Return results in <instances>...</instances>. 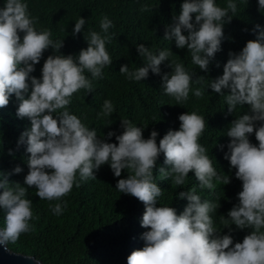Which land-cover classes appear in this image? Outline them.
<instances>
[{"label":"clouds","instance_id":"obj_1","mask_svg":"<svg viewBox=\"0 0 264 264\" xmlns=\"http://www.w3.org/2000/svg\"><path fill=\"white\" fill-rule=\"evenodd\" d=\"M258 5L264 12V0H258ZM237 11L234 0H228L226 7L218 6L216 0H184L180 14L166 27L164 39H174L177 48H187L192 63L208 72L222 50L224 25L231 23ZM37 23L38 17L31 16L24 0H6L0 8V108L6 107L15 95L20 101L17 116L31 122L19 140L20 144H27L30 154L29 171L24 178L27 187L10 183L8 176L0 173V208L6 212V226L0 228V246L7 251L10 243L35 230L31 223L35 218L33 202L26 198L29 188L36 189L40 200L55 201L49 206L52 214L60 216L67 207L64 198L74 186L79 188L83 182L96 180V173L107 164L115 177L127 170V178L119 179L116 189L145 206L141 227L148 230H136L144 247L133 251L127 264H264V27L256 25L253 31L257 38L249 40L238 54L230 52L223 75L207 85L224 97L229 113L250 106L247 114L232 121L226 134L230 142L224 159L242 182L238 203L228 212L225 205L207 194H197L195 187L183 191L190 172H194L200 189L214 192L218 184L231 183L229 175L214 167L201 139L208 124L197 112L180 114L179 130H169L157 143V131H151L145 139L146 127L136 126L128 119L121 120V134L109 131L106 138L98 137L95 129L69 111L74 94L80 90L92 93V79H102L103 70L113 63L106 44L114 38V34H109L114 24L107 16L100 21L104 35L90 31L86 36L88 47L78 57L49 55L41 78L31 75L35 65L49 48L60 53L64 41L53 40L50 30L38 31ZM85 24L86 20L80 17L73 35L81 33ZM137 51L146 59V65L135 71L121 66L120 73L127 79L143 81L150 70L160 75L162 63L170 61L168 67L173 71L162 76L164 94L173 97L178 105L188 101L190 92L203 98L204 87L193 89L192 84L203 85L205 77L194 79L195 72L170 60L171 50L156 54L139 44ZM225 89L229 94L225 95ZM114 112L112 101L105 100L99 116L111 117ZM111 124L110 121L107 125ZM253 133L258 144L250 141ZM112 137L118 143L108 142ZM219 147L223 150L224 145ZM161 154L167 167H159V176L171 181L168 186L175 190L178 201L187 200L181 210L177 204L157 206L164 192L154 176ZM20 172L22 168L17 166L14 173ZM218 217L222 228L216 225ZM235 229L251 231L242 242L234 243L238 239L231 234Z\"/></svg>","mask_w":264,"mask_h":264},{"label":"trees","instance_id":"obj_2","mask_svg":"<svg viewBox=\"0 0 264 264\" xmlns=\"http://www.w3.org/2000/svg\"><path fill=\"white\" fill-rule=\"evenodd\" d=\"M29 6L32 17H38V31L50 30L53 40H63L64 47L60 53L49 48L45 51L40 63L35 65L32 76L41 78L44 61L49 55L63 54L78 57L82 49L88 47L86 36L90 31L104 35L100 21L107 16L114 24L109 34L114 38L106 44L113 61L112 65L103 70L102 79H92L90 73H85L92 79L94 91L88 93L80 90L74 94L69 111L76 115L90 129L97 131L98 137L106 138L109 131L121 134V120L128 119L139 127L144 128V138L150 137L151 131L159 133L157 143L169 130H179L180 114L197 112L208 124L202 136L214 167L219 172L229 175L231 183L217 185L215 191L200 189L194 172L183 186V191L192 187L197 194L203 193L214 201L225 205L227 211L238 203L237 194L242 190V182L235 178V169L224 159L223 153L228 151L230 138L226 135L231 123L239 115L247 114L250 106L244 105L234 113L228 112V106L220 94L207 88L210 81L223 75L224 65L230 52L239 53L249 40H255L257 33L253 31L256 25L264 27V12H261L258 0H234L238 11L231 23L224 25L222 50L215 56L208 72H203L194 65L187 48L176 47L175 40H165L166 27L173 23V17L178 16L184 0H24ZM228 0H216L218 6L226 7ZM6 0H0V8ZM86 20L84 29L78 35H73L76 21ZM195 14H193V23ZM185 35L188 33L185 32ZM23 33H21V37ZM144 44L158 54L162 50H171L170 60L184 64L190 72H195L194 79L205 77L203 85L192 84V88L204 87L203 98H197L190 92L189 99L183 105L176 104L173 97L164 94L161 84L164 73H171L168 67L170 61L161 65V74L149 71L147 79L136 82L130 81L120 73V68L127 65L130 71L146 65V59L137 51V46ZM219 65V66H217ZM225 95L229 90H224ZM28 98V94H25ZM105 100H111L115 112L111 117L99 114ZM20 101L15 95L10 97L9 104L0 108V173L8 176L10 183L24 184V178L29 168L27 160V144L19 140L25 131L31 127L28 118H19L17 109ZM155 117V120L153 119ZM111 125H107L109 122ZM107 125V126H106ZM250 141L258 144L253 133ZM110 143H118L112 137ZM219 145H224L223 150ZM19 166L22 172L14 173ZM164 166V156L161 154L154 169L156 183L164 191L157 206L177 204L181 210L186 199L177 200L175 190L169 188L170 180H162L159 167ZM11 174V175H9ZM96 180L83 182L81 187L74 186L72 192L64 198L67 207L60 216L52 214L50 203L36 196L35 188H29L26 198L32 200L35 230L23 234L16 243H10L8 248L24 256L36 258L42 264H127V257L135 250L144 247V241L137 235L147 231L141 227L145 206L137 198L123 194L116 189L119 179L127 178L128 172H122L121 177H115L109 165H103L96 173ZM3 177L0 176V179ZM3 189H0V193ZM178 202V203H177ZM6 212L0 208V228L5 227ZM218 228H222L219 217L216 220ZM251 230L235 229L232 236L235 242H242Z\"/></svg>","mask_w":264,"mask_h":264},{"label":"water","instance_id":"obj_3","mask_svg":"<svg viewBox=\"0 0 264 264\" xmlns=\"http://www.w3.org/2000/svg\"><path fill=\"white\" fill-rule=\"evenodd\" d=\"M0 264H42L36 258L24 256L8 248L6 251L0 246Z\"/></svg>","mask_w":264,"mask_h":264}]
</instances>
